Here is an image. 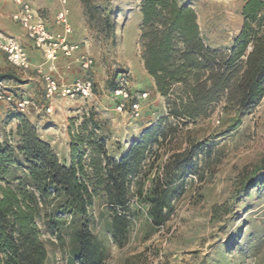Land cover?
<instances>
[{
	"label": "trees",
	"instance_id": "16d2710c",
	"mask_svg": "<svg viewBox=\"0 0 264 264\" xmlns=\"http://www.w3.org/2000/svg\"><path fill=\"white\" fill-rule=\"evenodd\" d=\"M242 2L241 28L231 46L221 49L206 45L192 7L176 0H141L138 44L155 91L166 100L167 116L118 157L109 153L93 109L78 123L77 116L70 118L67 166L16 112L14 133L0 135V264H46L45 242L51 239L68 245V264H102L108 252L93 233L97 199L107 206L101 227L118 247L127 242L131 221L142 211L152 227L164 223L173 198L184 190L194 155L193 149L172 154L152 172L154 147L173 129L166 124L169 116L186 124L223 101L239 123L264 97V0ZM4 77L11 76L1 75L0 81ZM116 86L111 84V91Z\"/></svg>",
	"mask_w": 264,
	"mask_h": 264
},
{
	"label": "rangeland",
	"instance_id": "374dc122",
	"mask_svg": "<svg viewBox=\"0 0 264 264\" xmlns=\"http://www.w3.org/2000/svg\"><path fill=\"white\" fill-rule=\"evenodd\" d=\"M99 3L109 5L110 10L102 13L94 9L88 16L78 18L103 39L95 50L102 56L98 59L100 73L93 80L92 95L74 100L58 98L75 101L71 108L77 111L70 116L54 106L50 112L39 110L45 118H41L39 132L50 141L60 163L66 166L70 118L77 116L78 123L84 112L93 109L103 126L109 153L118 157L130 142L141 138L161 117L167 116L166 100L150 96L148 87L146 97L139 99L138 117L127 108L116 109L111 84L118 82L124 73L131 92L141 93L136 87L141 80L132 71V62L138 56L139 44L135 42L139 15L127 16L126 11L119 14L111 10L112 4L121 6L122 2L99 0ZM218 4L232 10L227 20L233 28L201 29H205L203 37L225 42L238 29V1ZM33 8L40 14L41 9ZM114 33L116 39L111 41ZM235 118L234 109L226 107L223 101L213 104L207 115L186 124L169 116L166 124L173 129L167 140L154 147L153 156L157 159L152 163V172L172 154L193 149L192 165L183 177L184 190L173 198L162 225L152 227L144 211L132 219L127 242L122 247L105 236L101 217L107 206L97 199L91 211L95 218L93 233L107 245L108 255L102 264H264V97L251 113L241 116L239 123ZM153 156L147 163L152 162ZM250 178L254 182L249 183ZM44 238L49 236L45 234ZM45 246L46 264H68V245L51 239Z\"/></svg>",
	"mask_w": 264,
	"mask_h": 264
},
{
	"label": "crops",
	"instance_id": "0c3cea01",
	"mask_svg": "<svg viewBox=\"0 0 264 264\" xmlns=\"http://www.w3.org/2000/svg\"><path fill=\"white\" fill-rule=\"evenodd\" d=\"M33 7L41 9L40 15L45 19L48 27L52 31H59L60 28L54 24V16L60 9V0H27ZM66 0L69 8V20L71 23V33L68 35V40L72 43L79 44V50L75 53L83 52L91 57H93V66L88 71L92 80H97V74L100 73V66L98 65L99 52H95L96 48L100 46L103 39L99 36L98 32L93 28H88V24L84 20L79 21V17L83 18L85 15L88 16L89 13H93V10H101L102 13L109 11V5H101L99 0ZM122 2L121 6L117 4H112L113 9L121 13V11H126V15L138 14L140 23L141 13H140V2L141 0H112ZM179 4L188 5L195 10L196 21L201 33V36L206 43V45L213 48L227 49L231 46L234 36L238 33L241 28L243 17L241 15L242 0L238 1L236 13L238 16V28L234 34H231L229 39L225 42H215L203 37V31L201 28H233L228 23V16L232 14V10L223 8L222 3L225 0H176ZM220 5V6H219ZM111 6V5H110ZM14 10V5L11 0H0V33L5 36H12L16 38L27 50L28 56L30 58V68L23 70L16 66L11 65L5 54L0 50V76L10 74L11 77H4L1 79L0 83L5 85L8 89L14 91L18 95H25L31 98L34 105L31 106V111L26 116L28 120L35 126L39 136L47 141L50 145V141L41 136L39 132L38 125H40L44 116H40L39 110L45 112V106L48 101L43 99V74L50 73L56 78L64 82H70L75 77L82 76L86 72L81 69L79 63L74 59V57H64L59 55V57L54 61L53 67L50 63L45 60L40 50L34 47L32 41L26 36L24 29L14 22L11 18V14ZM137 40L135 44L138 45V35L139 29L137 28ZM208 31V30H206ZM211 31V30H210ZM206 38V39H205ZM115 33L112 35L111 41L115 40ZM135 61V60H134ZM132 62V71L134 76L140 78V83H136V87L140 88L141 92H145L148 87L150 96L161 97L155 91V85L153 78L148 74L144 67V62L141 57L140 47L138 48V56L136 62ZM75 101H66L63 99L53 98L49 101L51 109L53 106L59 110H64L67 116L71 113L76 112L71 108ZM65 105V106H64ZM68 105V106H67ZM64 106V108H62ZM43 107V108H42ZM16 111L10 104L5 102H0V135L4 128V137L13 134L17 125V118L15 116ZM39 118V119H38ZM42 118V120H41ZM53 148V147H52ZM55 151V149H54ZM56 152V151H55ZM67 152H69V139L67 140ZM57 154V152H56Z\"/></svg>",
	"mask_w": 264,
	"mask_h": 264
},
{
	"label": "built area",
	"instance_id": "2783aa9c",
	"mask_svg": "<svg viewBox=\"0 0 264 264\" xmlns=\"http://www.w3.org/2000/svg\"><path fill=\"white\" fill-rule=\"evenodd\" d=\"M11 1L14 5V10L11 14L12 20L24 29L26 36L32 41L34 47L41 51L51 67H53L54 61L59 55H62L64 57H74L81 69L86 72L82 76L75 77L70 82L61 81L50 73H44L42 76L43 99L48 101L45 111H51L49 101L53 98L74 100L91 96L94 90V83L88 71L93 66L94 61L90 55L83 52L75 55L77 50H79V44L68 40L72 26L69 20V8L66 0H60V9L54 16V24L60 28L59 31L50 30L45 19L37 13L27 0ZM0 50L5 54L7 61L11 65L23 70L30 68L31 62L27 50L16 38L0 33ZM124 75L126 73L119 79L111 94L116 98L117 110L120 111L127 108L134 117H138L140 113L139 99L146 97L147 93L141 92L139 95L132 93L128 88V82ZM0 102L10 104L17 113L23 115L28 113L30 106L34 105L31 98L25 95H18L1 83Z\"/></svg>",
	"mask_w": 264,
	"mask_h": 264
}]
</instances>
